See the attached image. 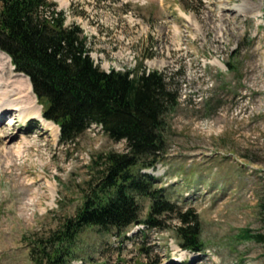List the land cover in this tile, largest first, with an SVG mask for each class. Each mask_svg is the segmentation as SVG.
<instances>
[{"label":"rangeland","instance_id":"rangeland-1","mask_svg":"<svg viewBox=\"0 0 264 264\" xmlns=\"http://www.w3.org/2000/svg\"><path fill=\"white\" fill-rule=\"evenodd\" d=\"M49 1L64 12L67 25L82 29L90 57L103 70L123 71L142 62L145 71L170 77L179 98L164 117L165 155L153 172H143L158 177L172 203L195 212L205 247L203 253L182 249L172 214L160 229L86 228L76 244L77 259L82 264H177L176 257L183 264H264V244L238 235L244 228L264 234V0ZM3 59L0 69L13 72L11 79L28 91L26 77ZM3 84L8 91L13 86ZM17 96L14 92L11 99ZM3 111L0 264H33L22 236L54 229L73 216L96 180L98 157L124 152L125 143L90 127L62 144L42 107L41 118ZM17 114L16 125H5ZM138 203L145 219L149 201Z\"/></svg>","mask_w":264,"mask_h":264},{"label":"trees","instance_id":"trees-1","mask_svg":"<svg viewBox=\"0 0 264 264\" xmlns=\"http://www.w3.org/2000/svg\"><path fill=\"white\" fill-rule=\"evenodd\" d=\"M65 20L64 12L49 0H0V51L10 57L16 72L29 77L39 103L47 101L43 116L60 126L62 143L74 141L96 124L111 140L123 141L125 151L98 157L96 180L88 184L73 216L54 229L22 236L31 261L70 264L86 228L118 233L139 221L160 229L172 214L180 247L203 252L195 212L172 203L158 180L142 172L165 155L164 117L179 98L170 77L145 71L142 62L106 72L90 57L82 29ZM227 66L232 69V64ZM138 199L149 201L145 219L140 218ZM238 235L264 244V234L248 228Z\"/></svg>","mask_w":264,"mask_h":264},{"label":"bare ground","instance_id":"bare-ground-1","mask_svg":"<svg viewBox=\"0 0 264 264\" xmlns=\"http://www.w3.org/2000/svg\"><path fill=\"white\" fill-rule=\"evenodd\" d=\"M0 57H2V59L5 58L7 63H8V64H6V62H5V64L10 67L8 56L0 52ZM0 66H2V65H0ZM0 70L2 71V74H3V76L1 78L4 80H7L8 84L13 85V86H11L12 88L10 87L11 89L9 91H8L9 88L3 89L2 86L5 85L6 83L3 84L4 80H2L0 78V112L5 110V108H13V109L18 111L16 113H19V116H21V117L30 115V117L41 118V107L35 101L36 99H35V96L33 95L32 91H31V85H30V82L28 81V79L26 78L28 81V84H27L28 91H25L26 90L25 85L23 86L22 84H20V81H18V80H14V79L12 80L11 79L12 75H14L13 72H10L8 70L4 73L3 68H1ZM20 87H23L24 90H22ZM18 88H19V90H18ZM14 92L18 93V96L11 99V96H13ZM9 122H11V121H9ZM48 125H49V123H48ZM52 127L55 129V132L57 135L58 127L57 126H52ZM54 129H53V131H54Z\"/></svg>","mask_w":264,"mask_h":264},{"label":"water","instance_id":"water-1","mask_svg":"<svg viewBox=\"0 0 264 264\" xmlns=\"http://www.w3.org/2000/svg\"><path fill=\"white\" fill-rule=\"evenodd\" d=\"M136 224H138V222H136Z\"/></svg>","mask_w":264,"mask_h":264}]
</instances>
